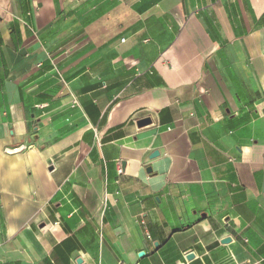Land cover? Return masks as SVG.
<instances>
[{
  "label": "crops",
  "instance_id": "0c3cea01",
  "mask_svg": "<svg viewBox=\"0 0 264 264\" xmlns=\"http://www.w3.org/2000/svg\"><path fill=\"white\" fill-rule=\"evenodd\" d=\"M0 264H264V0H0Z\"/></svg>",
  "mask_w": 264,
  "mask_h": 264
},
{
  "label": "water",
  "instance_id": "95a60500",
  "mask_svg": "<svg viewBox=\"0 0 264 264\" xmlns=\"http://www.w3.org/2000/svg\"><path fill=\"white\" fill-rule=\"evenodd\" d=\"M148 124H150V119H144V120L139 121V126H141V127H142V126H145V125H148ZM158 155H159V152H158V151H155V152L152 154V158L157 157ZM223 242H224V243H229V242H230V238H226V239H224ZM143 255H144V253H141V254H140V256H143ZM193 257H194L193 254H189L188 257H187V259L190 260V259H192Z\"/></svg>",
  "mask_w": 264,
  "mask_h": 264
},
{
  "label": "built area",
  "instance_id": "2783aa9c",
  "mask_svg": "<svg viewBox=\"0 0 264 264\" xmlns=\"http://www.w3.org/2000/svg\"><path fill=\"white\" fill-rule=\"evenodd\" d=\"M124 41H125V40H123V42H124ZM53 66H54V70H55L56 75L58 76L59 80L62 81V82H64L63 75H62L61 71L58 70V68L55 66V63H54V62H53ZM64 83H65V82H64ZM74 103H75V104H78L77 100H74ZM119 172H120V173L123 172L121 166L119 167Z\"/></svg>",
  "mask_w": 264,
  "mask_h": 264
}]
</instances>
